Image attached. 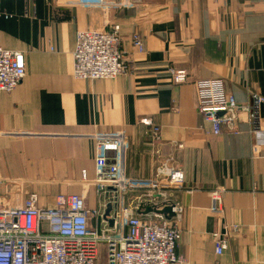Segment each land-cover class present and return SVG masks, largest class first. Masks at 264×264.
<instances>
[{
	"label": "crops",
	"instance_id": "crops-1",
	"mask_svg": "<svg viewBox=\"0 0 264 264\" xmlns=\"http://www.w3.org/2000/svg\"><path fill=\"white\" fill-rule=\"evenodd\" d=\"M103 1H0V46L21 52L26 67L18 87L0 94V209L21 207L31 194L42 209L58 195H78L86 209L111 212L106 204L102 211L106 198L94 187L93 136L122 132L132 183L183 176L161 193L133 194L180 210L173 221L186 264H264V103L238 111L232 126L213 135L195 92L197 81L219 79L238 106L264 98V0H140L129 8ZM114 25L130 72L76 80L77 33ZM133 33L142 53L130 43ZM167 68L184 71L185 83L174 84ZM217 191L222 211L214 215ZM213 234L226 239L220 256Z\"/></svg>",
	"mask_w": 264,
	"mask_h": 264
},
{
	"label": "built area",
	"instance_id": "built-area-1",
	"mask_svg": "<svg viewBox=\"0 0 264 264\" xmlns=\"http://www.w3.org/2000/svg\"><path fill=\"white\" fill-rule=\"evenodd\" d=\"M80 3L89 7L106 6L103 0H80ZM139 3L140 0H122L108 5L129 8ZM130 43L138 53L143 52L138 33L131 35ZM72 56V74L76 80H108L130 72L118 25L110 30L78 32ZM166 72L174 84L185 83L184 71L167 68ZM25 74L24 55L0 46V94L14 91ZM195 92L198 113L213 135L220 134L223 127L232 126L238 111L248 112L250 108L256 111L264 103V98L254 95L252 107L238 106L219 79L197 81ZM93 140L94 187L98 194H113L112 215L86 209L78 195H58L52 209H42L37 206V195L31 194L21 207L0 209V264H99L102 251L106 264H186L184 258L175 254L180 238L177 226L164 215H156L162 211L157 206L158 196L153 200L147 196L131 197L136 190L161 193L177 187L183 181L182 174L173 171L155 184H134L124 173L126 136L118 132L96 135ZM82 177L85 178L84 173ZM139 197L146 200L142 202ZM164 205L171 209L174 215L171 219L180 212ZM221 211V192L217 191L212 195L210 212L218 215ZM213 239L215 255L220 256L226 240L219 234H213Z\"/></svg>",
	"mask_w": 264,
	"mask_h": 264
},
{
	"label": "rangeland",
	"instance_id": "rangeland-1",
	"mask_svg": "<svg viewBox=\"0 0 264 264\" xmlns=\"http://www.w3.org/2000/svg\"><path fill=\"white\" fill-rule=\"evenodd\" d=\"M63 16H65V14H62V17ZM109 193L107 192V193H105V194H98L99 196H101L102 198H106L105 200H104V205L102 206V211H103V209L106 207V206H113V208L114 209H112V211L111 212H99L98 210H96V209H94L95 211H97L98 213H100V214H102V213H104L106 216H109V215H112V213L114 212V210H115V204H114V202H115V200H113V196L112 195H108ZM133 194V193H132ZM132 197V199L133 198H135V197H137V196H135L134 194L131 196ZM102 198H101V200H102ZM140 198V200L143 202L144 200H146V198H143V197H139ZM103 201V200H102ZM105 204H106V206H105ZM160 206V205H159ZM158 206V207H159ZM147 208H151L150 206H146ZM161 208H162V210L163 209H165L164 207H167V206H165V205H163V206H160ZM148 213H150V212H148ZM153 214H156V213H153ZM156 215H160V214H156ZM154 218V217H153ZM155 220H157V219H155ZM171 221H173V220H175V218H173V219H170ZM174 222V221H173ZM174 224L176 225V222H174ZM179 234H180V231H179ZM180 239V238H179ZM226 240V239H225ZM179 242V241H178ZM178 245V244H177ZM225 249H226V247H225ZM224 249V250H225ZM214 250H215V243H214ZM175 254H176V256L178 257L179 255H178V253H177V247H176V250H175ZM215 253V252H214ZM181 257V256H180ZM99 264H106V255H105V253L102 251V253H101V255H100V260H99Z\"/></svg>",
	"mask_w": 264,
	"mask_h": 264
},
{
	"label": "water",
	"instance_id": "water-1",
	"mask_svg": "<svg viewBox=\"0 0 264 264\" xmlns=\"http://www.w3.org/2000/svg\"><path fill=\"white\" fill-rule=\"evenodd\" d=\"M151 210L150 209H146V213L150 212ZM159 214H162L164 215L166 218H167V215H168V219L169 218H172L174 215L172 214L171 212V209L170 208H165L163 211L159 212Z\"/></svg>",
	"mask_w": 264,
	"mask_h": 264
},
{
	"label": "bare ground",
	"instance_id": "bare-ground-1",
	"mask_svg": "<svg viewBox=\"0 0 264 264\" xmlns=\"http://www.w3.org/2000/svg\"><path fill=\"white\" fill-rule=\"evenodd\" d=\"M81 32V31H80ZM72 59H73V56H72ZM72 72H73V69H72ZM120 77V76H119ZM117 78V77H116Z\"/></svg>",
	"mask_w": 264,
	"mask_h": 264
}]
</instances>
